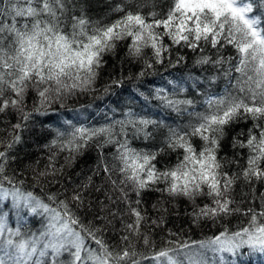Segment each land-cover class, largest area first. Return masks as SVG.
<instances>
[{
    "label": "snow or ice",
    "instance_id": "6c2138e0",
    "mask_svg": "<svg viewBox=\"0 0 264 264\" xmlns=\"http://www.w3.org/2000/svg\"><path fill=\"white\" fill-rule=\"evenodd\" d=\"M86 3L0 0V116H17L9 138L0 139V264H141L148 257L137 250V241L154 250L155 264H217V258L225 264L224 254L235 257L245 248L264 254V190L257 195L258 187L264 188V0H171L166 11L157 10L155 0H120L110 8L120 15L107 23L91 18ZM145 8L150 10L145 12ZM123 41H128L127 58L143 63L137 79L166 58L171 64L173 46L201 53L210 47L216 50L215 58L200 55L195 63L221 68L227 85L223 92L205 96L203 111H195L192 99L156 89L153 98L178 117L187 115L184 124H169L129 109L122 119L98 127L66 121V130L57 129L47 147L67 151L65 162L71 163L95 143L103 171L119 192L117 200L127 206L123 215L130 220L122 218L120 242L110 244L103 228L92 221L85 223L73 210L72 203L84 206L80 191H74L71 203L54 192L38 194L35 185L28 186L10 164L16 159L11 153L22 140L20 132L33 114L48 115L55 111L53 105L63 107L69 97L97 91L94 86L105 55L114 54ZM228 46L235 50L234 56L222 55ZM145 49H151V56ZM183 59L179 56L176 63ZM111 84L103 89L105 94ZM30 93L35 94L31 109L27 106ZM241 120H251L252 126L246 134L241 130L233 136L231 147L247 149V155L236 151L231 157L221 156L226 128ZM161 133L158 147L132 146L133 140L155 141ZM245 135L246 139H240ZM194 138L201 141L199 147ZM109 145L115 148L111 163L103 154ZM58 152H52L50 162ZM173 153L177 154L175 163L158 167L160 157ZM231 165L238 170L230 172ZM57 171L50 163L34 179L38 183ZM240 181L251 190L246 208L241 207L243 199L235 198ZM130 192L135 193V200ZM146 192L160 194L152 208L161 213L168 211L165 202L186 200L192 205L188 215L194 225L215 224L234 215L245 217L247 223L235 230L222 224L217 234L201 240H182L179 233L169 230L168 235L176 239L156 249L143 229L161 226L165 217H149L142 207ZM201 199L208 202L197 203ZM29 217L33 221L39 217L42 227L35 232L27 229Z\"/></svg>",
    "mask_w": 264,
    "mask_h": 264
},
{
    "label": "trees",
    "instance_id": "16d2710c",
    "mask_svg": "<svg viewBox=\"0 0 264 264\" xmlns=\"http://www.w3.org/2000/svg\"><path fill=\"white\" fill-rule=\"evenodd\" d=\"M82 3L83 0H77ZM120 2V0H87L85 5L88 15L93 19H104V22H110L117 19L120 14L111 13L112 5ZM159 5L157 10H167L171 0H155ZM150 9L145 8L148 12ZM165 43L170 44V41L165 37ZM128 41L120 42L114 54L105 55L106 61L104 67L100 70L99 78L96 81L95 88L97 91L91 93H79L74 97H69L64 106L59 104L53 105L54 112L48 115L33 114L32 118L27 122V126L20 132L22 137L21 142L16 146L11 155L16 159L11 162L10 168L15 169L16 173L23 179L28 186H33L34 191L38 194L57 193L60 199H68L71 203V196L74 191H80L84 198L83 208H77L74 203L72 207L82 216L85 223L92 221L95 225L104 229L105 239L110 244H119V237L122 234V218L130 220L124 216L126 204L117 200L119 192L113 190L109 181L108 175L103 171L101 163V153L95 143L86 147L82 154L78 155L71 163L65 162V157L68 152H58V149H49L47 145L55 138L57 129L66 130L68 125L66 121H71L72 124L79 126L81 124L93 127L100 126L102 122L108 123L112 120L123 118V114L131 109L135 113L154 119L166 120L169 124H184L187 123V115L178 117L176 113L160 106V102L153 98L155 90L162 88L168 93H179V98H188L196 102L195 111H203V100L206 95L218 94L224 91L227 80L223 76V70L215 67L212 64L197 65L195 60L200 55H209L215 58L216 50L210 47L205 48L201 53L199 50L193 51L190 48L173 46L171 48L170 60H164L162 64H156L154 69L148 70L146 74L137 79V74L142 70V61L132 60L127 58ZM145 54L151 56V49H145ZM167 57V54H165ZM224 56H234L235 50L228 46L222 51ZM179 56L184 59L176 63ZM175 65V66H172ZM225 67H227L225 65ZM123 77V82L120 84H111L112 80ZM128 77H131L130 79ZM216 77L215 80L211 79ZM173 82V83H170ZM111 84L108 93L105 94L103 89ZM175 85V87H174ZM180 88L184 91L180 92ZM147 97L148 99H145ZM35 94L30 93L28 96L27 106L29 109L33 106ZM191 110V109H190ZM110 112L111 115H110ZM108 115L106 119L102 116ZM17 123L16 114L8 116H0V139L9 138V133L12 132V125ZM104 123V124H105ZM252 126V121L243 120L234 123L226 128V137L222 141L221 156L229 157L238 151L247 155V149L233 150L231 147L232 137L237 135L241 130L247 133L248 128ZM163 133L157 136L155 141L145 142L137 139L132 141V146L135 148H155L159 146V140ZM246 135L240 139H246ZM197 147L201 144L198 138L193 141ZM2 150V149H0ZM53 151H57L58 155L53 162H50L49 157ZM115 148L111 145L103 149L104 157L109 163L112 161V154ZM176 153L162 156L159 158L158 167H162L167 163H175ZM54 163L56 174L40 178L39 182L34 179L37 173L44 171L46 166ZM241 165L244 160H240ZM62 169V170H60ZM52 169L49 168L48 171ZM237 171L235 165H231L228 169ZM22 174V175H21ZM91 177V181H89ZM113 179H118L117 175L113 174ZM88 184L87 188L83 186ZM264 188L257 189L259 191ZM248 193L247 196L242 195ZM132 200H135V193H129ZM111 197V199H109ZM251 197V190L248 185L240 181L235 188V198L237 201L243 199L245 203L241 207H248V199ZM161 196L157 192H146L143 195V208H146L150 218L155 219L160 215L165 217V222L159 227H144V231L148 232L155 241L156 249L162 247L166 240L176 239L169 236V230L179 233V238L182 240H201L206 237H211L222 230V224H227L232 230L237 226L242 227L247 223V219L241 215H234L226 220H220L215 224L212 221H202L199 225L192 223V218L188 213L192 211L190 205L184 199H178L171 202H165L164 208H167L166 213H161L152 208V205L160 200ZM115 201V202H114ZM207 199L198 200L197 203H207ZM118 212L119 215L113 217L111 213ZM110 221V223H109ZM27 229L35 232L42 227L40 218L37 217L33 221L30 217L26 220ZM136 247L139 252L144 253L148 259L142 260L141 264H155L151 259V253L154 251L150 247H145L142 241L136 242ZM212 254L209 253V256ZM225 255V264H264V254L251 253L247 248L241 250L238 256ZM217 264L219 259L217 258Z\"/></svg>",
    "mask_w": 264,
    "mask_h": 264
},
{
    "label": "rangeland",
    "instance_id": "374dc122",
    "mask_svg": "<svg viewBox=\"0 0 264 264\" xmlns=\"http://www.w3.org/2000/svg\"><path fill=\"white\" fill-rule=\"evenodd\" d=\"M112 112H110V115H111ZM104 119H106L108 117L107 114H105L104 116H102ZM106 122V121H105ZM105 122H102L101 124H104Z\"/></svg>",
    "mask_w": 264,
    "mask_h": 264
}]
</instances>
